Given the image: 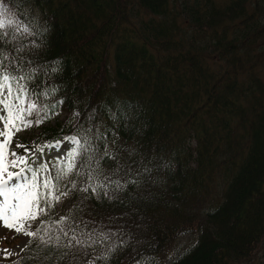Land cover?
<instances>
[{"label": "trees", "instance_id": "trees-1", "mask_svg": "<svg viewBox=\"0 0 264 264\" xmlns=\"http://www.w3.org/2000/svg\"><path fill=\"white\" fill-rule=\"evenodd\" d=\"M11 3L47 28L22 55L57 69L48 80L64 98L58 111L70 114L16 142L67 134L86 105L118 99L128 117L109 147L122 161L137 158L129 148L151 160L135 199L84 201L85 218L131 232L109 264H264V0ZM68 197L71 207L78 194ZM67 209L56 203L54 218Z\"/></svg>", "mask_w": 264, "mask_h": 264}, {"label": "snow or ice", "instance_id": "snow-or-ice-1", "mask_svg": "<svg viewBox=\"0 0 264 264\" xmlns=\"http://www.w3.org/2000/svg\"><path fill=\"white\" fill-rule=\"evenodd\" d=\"M17 16L11 0H0V226L29 237L13 264H75L81 257L83 264H109L117 249L127 245L131 232L125 236L119 228L113 231L85 218L84 201L123 203L121 193L125 199H135V190L146 176L150 178L151 160L146 162L137 149L129 148L128 157L137 158L122 161L116 149L109 147V133L115 145L114 126L128 117L118 99L111 104L86 105L84 116L67 134L33 141L32 147L17 141L16 148L23 153L11 147L16 132L39 126L56 114L64 100L55 96L57 87L48 80L49 72L57 69L22 55L40 47L37 38L42 43L47 28L38 26L35 17ZM41 75L43 79L31 87ZM102 113L112 126L105 123ZM72 191L78 194L76 203L55 219V204ZM0 251L5 256L16 255L7 249ZM134 264L156 261L141 257Z\"/></svg>", "mask_w": 264, "mask_h": 264}, {"label": "rangeland", "instance_id": "rangeland-1", "mask_svg": "<svg viewBox=\"0 0 264 264\" xmlns=\"http://www.w3.org/2000/svg\"><path fill=\"white\" fill-rule=\"evenodd\" d=\"M68 117H70V116L67 112L57 111L56 114H54L50 117V120L53 122L57 118L62 120V119L68 118ZM73 118H74L73 120L75 122L76 119L78 118V114L74 113ZM31 135H33V133L29 127L24 128L21 131L16 132L14 137H13L11 147L15 148V150L18 153H23V150H21L20 148H16V143H17L16 139L26 138V137L29 138ZM36 155H37V157H39L40 153L37 152ZM47 155H48V150L45 149V157H47ZM58 204L63 209H66L70 206V199L68 197H62L61 200L58 202ZM191 237H192L191 234L186 235V238L189 241H191ZM28 238L29 237H27L21 233H16L15 229H7L6 227L0 226V250L7 249L11 253H16V255L5 256L2 254V251H0V259H4V260L16 259L17 256L21 253L20 249L23 248L25 243H27Z\"/></svg>", "mask_w": 264, "mask_h": 264}]
</instances>
